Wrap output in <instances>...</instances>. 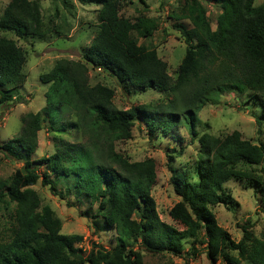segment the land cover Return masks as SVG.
<instances>
[{
  "label": "trees",
  "instance_id": "1",
  "mask_svg": "<svg viewBox=\"0 0 264 264\" xmlns=\"http://www.w3.org/2000/svg\"><path fill=\"white\" fill-rule=\"evenodd\" d=\"M69 4L68 0H62ZM96 4L97 31L83 60L58 57L39 79L47 84L45 102L66 104L75 119L66 123L79 130L82 140L58 137L55 151L35 160L30 155L38 145L42 111H29L16 135L0 144L7 157L22 161L8 179H0V207L8 211V233L0 236V264H150L141 250L172 254L184 252L185 239L204 244L214 263L264 264V237L254 236L242 224V236L234 240L217 222L216 204L236 205L224 187L228 179L251 185L264 201V139L253 141L232 130L224 135L199 132V109L233 92L260 104L256 116L264 132V3L254 0H204L220 8L215 28L208 23L202 0H181L171 10L172 26L183 35L185 50L174 75L167 70L155 47L140 42L158 27L159 18L123 9L132 0H78ZM70 5V4H69ZM45 20L40 0H8L0 13V103L12 100L15 79L25 77L26 52L16 36L45 40L60 26ZM89 67L113 76L124 88L154 89L169 98L118 108L113 87L90 83ZM136 119L147 134H172L176 127L187 129L199 147L193 161L174 167V153H167L170 183L180 197L169 209L179 229L159 216L152 189L156 182L154 158L132 160L116 149V142L130 138ZM262 127V128H261ZM43 167L41 184L60 194L50 173L71 180L65 193L95 205L92 217L101 220L102 230L112 229L116 242L110 249L92 247L87 253L76 245V234L61 232V219L48 204L41 205L32 187ZM256 165L260 166L261 172ZM264 212V210H263ZM249 221V220H248ZM191 254L196 248L191 246ZM163 264H179L168 260Z\"/></svg>",
  "mask_w": 264,
  "mask_h": 264
},
{
  "label": "rangeland",
  "instance_id": "2",
  "mask_svg": "<svg viewBox=\"0 0 264 264\" xmlns=\"http://www.w3.org/2000/svg\"><path fill=\"white\" fill-rule=\"evenodd\" d=\"M8 0H0V13ZM181 0H132L123 9L124 15L130 16L135 10L142 9L146 14L159 18L158 27L153 34L141 43L155 47L159 57L166 63L171 75L177 68L184 55L185 43L183 35L172 26L171 10L179 7ZM70 4H64L62 0H40V7L45 20L52 18L54 24L60 26V34L51 32L45 40L16 36L14 32H6L7 37H15L17 43L26 52V62L23 66L25 77L18 76L15 79L16 89L12 100L0 103V144L17 134L22 119L29 111H42L44 121L38 131V145L30 155L33 165L35 160L50 155L55 151V142L58 137L69 141L82 140L79 130L66 123L75 119L71 108L66 105L47 104L45 102V90L47 84H43L39 75L50 69L54 60L58 57L83 60V52L86 51L91 38L97 31L96 4H81L78 0H68ZM264 0H254V5H261ZM206 9L208 23L215 28L216 16L221 12L217 4L202 0ZM90 83L100 81L114 88V104L120 109H126L130 105L157 101L169 98L165 93H159L154 89L141 91L132 87L124 88L106 71L97 67H89ZM261 107L257 100L253 104L244 96H237L233 92L220 95L216 102L207 101L198 111L200 119L197 130L208 131L215 135H224L232 130H239L244 138L258 141L264 139V132H257L258 124L255 120L260 115ZM262 128V127H261ZM182 149V155L174 153L172 165L180 166L185 161H193L196 158L199 143L196 137L190 135L187 129L176 127L172 134L163 135L160 132L147 134L140 119H136L130 138L116 142V149L132 160H141L152 157L156 163V182L152 189L157 210L161 219L181 229L182 225L171 219L168 209L180 199L175 193L170 180V168L167 153L169 148ZM22 166V161L3 155L0 151V179H8L16 168ZM261 172L260 166L256 165ZM40 177L32 187L38 193L41 205L48 204L61 219V232L76 234V245L87 253L90 248L101 246L110 249L116 242V234L112 229L102 230V221L95 220L92 213L95 205H89L84 198L77 199L74 194L65 193L66 186L71 180L60 175L50 173V178L61 191L53 194L48 185H42L43 167L37 166ZM264 175V173L262 172ZM237 201L236 205L228 206L216 204L213 212L219 225L225 228L234 240L242 236L241 225L250 226L254 236L264 237V201L258 200V193L251 185L245 186L244 182L228 179L224 185ZM249 220V221H248ZM10 224L8 211L0 207V236L8 233ZM192 238L185 239L184 252L172 254L169 251L163 253H151L141 250L144 261L150 264H163L168 260L179 264H225L222 259L212 262L207 256L204 244L192 242ZM191 246L196 248L191 254Z\"/></svg>",
  "mask_w": 264,
  "mask_h": 264
}]
</instances>
